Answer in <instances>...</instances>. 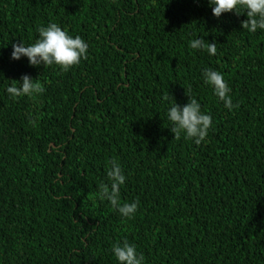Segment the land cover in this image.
<instances>
[{"label":"trees","instance_id":"1","mask_svg":"<svg viewBox=\"0 0 264 264\" xmlns=\"http://www.w3.org/2000/svg\"><path fill=\"white\" fill-rule=\"evenodd\" d=\"M212 8L0 0V264H119L112 245L125 240L144 264H264V30ZM50 23L82 37L88 59L63 72L11 58ZM208 68L239 108L204 83ZM24 75L46 91L13 99L7 88ZM188 95L213 121L200 145L175 139L167 117ZM113 159L126 176L121 204L138 202L131 219L97 196Z\"/></svg>","mask_w":264,"mask_h":264},{"label":"clouds","instance_id":"2","mask_svg":"<svg viewBox=\"0 0 264 264\" xmlns=\"http://www.w3.org/2000/svg\"><path fill=\"white\" fill-rule=\"evenodd\" d=\"M209 3L213 6V15L217 18L225 13H235L237 16L246 14L247 19L242 21L243 29L252 33L258 29L264 30V0H209ZM37 31L39 38L35 43L29 46L23 42L12 45V59L20 60L22 57H27L31 66L56 65L63 72H68L78 66L82 60L88 59L89 45L82 37L73 38L56 23H50L46 27L40 26ZM189 46L196 50H206L213 56L217 54L216 43H206L204 39L191 40ZM203 77L204 83L213 87L214 94L224 102L226 108L229 110L239 108L238 103L233 104L230 96L231 88L221 72L208 68L204 70ZM20 82V86L13 83L7 88V93L13 99L25 96L36 99L46 91L38 79H33L29 75H24ZM162 99L168 100L169 97L164 95ZM167 117L173 124L170 129L175 139L179 140L184 134L185 139L194 141L196 145L206 140L213 124L212 117L203 113L201 104L196 98L190 96L189 102L183 107L178 103L172 105ZM30 123L34 124L35 121L30 119ZM107 177L110 183L99 185L98 198L110 201L112 207L117 209L122 217L134 218L138 210V202L123 204L120 202V188L125 184L126 176L117 160L111 161ZM112 251L119 264H144L143 255L139 254L136 246L127 240L122 244L119 241L113 244Z\"/></svg>","mask_w":264,"mask_h":264}]
</instances>
